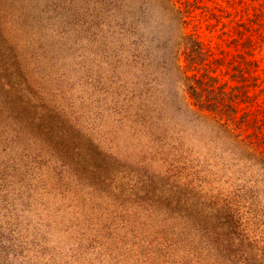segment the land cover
<instances>
[{"label":"rangeland","instance_id":"rangeland-1","mask_svg":"<svg viewBox=\"0 0 264 264\" xmlns=\"http://www.w3.org/2000/svg\"><path fill=\"white\" fill-rule=\"evenodd\" d=\"M144 1L0 0V264H264V154L187 116L174 13ZM198 2L200 76L257 79L264 139V0Z\"/></svg>","mask_w":264,"mask_h":264},{"label":"trees","instance_id":"trees-1","mask_svg":"<svg viewBox=\"0 0 264 264\" xmlns=\"http://www.w3.org/2000/svg\"><path fill=\"white\" fill-rule=\"evenodd\" d=\"M144 2L158 3L166 16L170 15V11L174 13L171 17L172 23L169 25V31L175 32L172 44L177 51L182 48L187 67L193 71V74L188 75L186 71L177 67L181 73V91L187 95L185 100H191V102L186 101L187 116L199 122L205 118H212L220 130L232 137L241 138L242 142L245 138L253 136L246 145L254 152L264 154V139H258L259 134L254 136L253 132L245 134L247 126H253L249 124L250 120L247 117L241 120L247 113L239 117V105L250 99L249 87L254 85L253 87L259 88L260 91L263 90L259 87L257 79L252 85L248 83L246 70L239 64L236 66L239 76L236 75L238 80L234 85L217 82V78L206 74V71L200 76L199 71L207 65L206 53L201 42L193 34L186 32L188 17L196 5L199 7L198 0H145ZM254 127L257 129L258 126Z\"/></svg>","mask_w":264,"mask_h":264}]
</instances>
